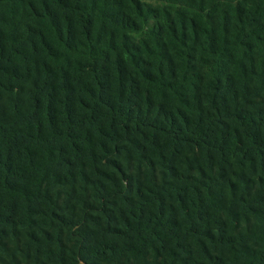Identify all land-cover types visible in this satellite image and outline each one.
Instances as JSON below:
<instances>
[{"label": "trees", "instance_id": "obj_1", "mask_svg": "<svg viewBox=\"0 0 264 264\" xmlns=\"http://www.w3.org/2000/svg\"><path fill=\"white\" fill-rule=\"evenodd\" d=\"M0 264H264V0H0Z\"/></svg>", "mask_w": 264, "mask_h": 264}]
</instances>
